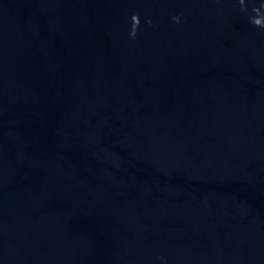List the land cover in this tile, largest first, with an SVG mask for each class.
Wrapping results in <instances>:
<instances>
[{
	"label": "water",
	"instance_id": "obj_1",
	"mask_svg": "<svg viewBox=\"0 0 264 264\" xmlns=\"http://www.w3.org/2000/svg\"><path fill=\"white\" fill-rule=\"evenodd\" d=\"M0 264H264V0H0Z\"/></svg>",
	"mask_w": 264,
	"mask_h": 264
}]
</instances>
